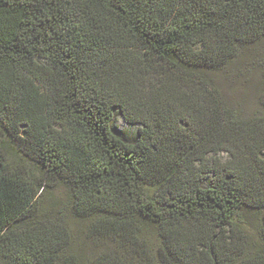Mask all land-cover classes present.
<instances>
[{"label":"trees","instance_id":"trees-1","mask_svg":"<svg viewBox=\"0 0 264 264\" xmlns=\"http://www.w3.org/2000/svg\"><path fill=\"white\" fill-rule=\"evenodd\" d=\"M262 44L264 0H0V264H264Z\"/></svg>","mask_w":264,"mask_h":264},{"label":"rangeland","instance_id":"rangeland-1","mask_svg":"<svg viewBox=\"0 0 264 264\" xmlns=\"http://www.w3.org/2000/svg\"><path fill=\"white\" fill-rule=\"evenodd\" d=\"M241 61L244 65L240 64L239 69L229 72L223 78L222 89L239 112L250 115L258 108L256 97L264 92V44L253 48L249 56ZM140 129L139 125H128L120 110L115 109L112 130L118 137L128 143H134ZM221 157L226 159L228 155L222 153Z\"/></svg>","mask_w":264,"mask_h":264}]
</instances>
